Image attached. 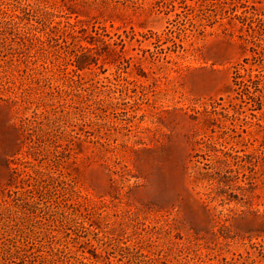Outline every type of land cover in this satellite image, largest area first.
I'll use <instances>...</instances> for the list:
<instances>
[{"label": "rangeland", "instance_id": "1", "mask_svg": "<svg viewBox=\"0 0 264 264\" xmlns=\"http://www.w3.org/2000/svg\"><path fill=\"white\" fill-rule=\"evenodd\" d=\"M8 247L264 264V0H0Z\"/></svg>", "mask_w": 264, "mask_h": 264}, {"label": "trees", "instance_id": "2", "mask_svg": "<svg viewBox=\"0 0 264 264\" xmlns=\"http://www.w3.org/2000/svg\"><path fill=\"white\" fill-rule=\"evenodd\" d=\"M53 187H55L54 184L48 183L47 180L45 179V176L42 175L35 178V182L33 183V190H31L29 193H33V195L36 194L39 198H42L45 194L51 193V188ZM17 205L24 208V206L17 203L14 204V207H18ZM19 255H20L19 251H14L13 249L8 247L7 249H4L0 253V264H13V263L19 264L16 262V256L18 258V261H22Z\"/></svg>", "mask_w": 264, "mask_h": 264}]
</instances>
